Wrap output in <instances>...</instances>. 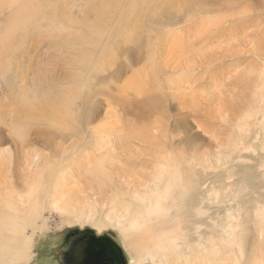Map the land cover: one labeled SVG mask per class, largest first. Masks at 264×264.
<instances>
[{"label":"rangeland","instance_id":"1","mask_svg":"<svg viewBox=\"0 0 264 264\" xmlns=\"http://www.w3.org/2000/svg\"><path fill=\"white\" fill-rule=\"evenodd\" d=\"M42 1H0V195L51 186L26 264L75 230L138 264L114 218L165 185L190 264L264 262V0Z\"/></svg>","mask_w":264,"mask_h":264},{"label":"bare ground","instance_id":"2","mask_svg":"<svg viewBox=\"0 0 264 264\" xmlns=\"http://www.w3.org/2000/svg\"><path fill=\"white\" fill-rule=\"evenodd\" d=\"M0 1L3 2L4 8L7 7L9 11L13 9V13H18L16 17L20 16L17 21L15 17V20L13 19L17 22V24L15 22L16 26L25 22L22 20L28 15L23 7L25 0ZM47 2L48 0L42 1V10ZM43 12L44 16L46 12ZM36 158L37 156L34 155L33 159ZM50 189L49 182L45 181L41 188H37L35 181L22 187V193L19 192L12 198L9 195H0V264H26L32 259V235L37 229V222L42 221L41 213L50 208L48 194ZM179 193L173 185H165L164 199L157 197L156 201H153L146 197L135 196L134 201L128 202V207L114 218V227L118 229L125 247L130 251L131 247L134 248L138 264L147 262L190 264V257L184 256L187 253L184 250L195 251V249L190 247V240L187 239L184 230L190 217L189 213L192 211L184 204H170L174 195ZM60 199L61 196L54 198L53 205H56ZM203 214L202 209L193 212L195 216ZM177 217L183 219L178 220ZM26 228L31 230L29 237L25 234ZM200 241L201 238L192 241L196 251L202 248ZM193 264L197 263L193 262ZM251 264H264V262L253 261Z\"/></svg>","mask_w":264,"mask_h":264},{"label":"water","instance_id":"3","mask_svg":"<svg viewBox=\"0 0 264 264\" xmlns=\"http://www.w3.org/2000/svg\"><path fill=\"white\" fill-rule=\"evenodd\" d=\"M86 236L91 240V245L88 249L80 252L79 237ZM99 241V243H98ZM101 242V243H100ZM108 242V243H107ZM109 243L112 245V251H108L106 254L109 256L108 260H101L99 258L104 254V249L101 252L97 251V246ZM97 245V246H96ZM87 252V253H86ZM57 262L59 264H126L125 256L121 249L109 238L107 235H96L90 230L85 231H72L65 237L64 242L61 244L57 253Z\"/></svg>","mask_w":264,"mask_h":264}]
</instances>
